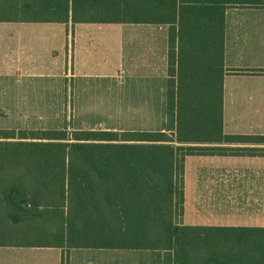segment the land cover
Segmentation results:
<instances>
[{
	"label": "trees",
	"instance_id": "16d2710c",
	"mask_svg": "<svg viewBox=\"0 0 264 264\" xmlns=\"http://www.w3.org/2000/svg\"><path fill=\"white\" fill-rule=\"evenodd\" d=\"M262 1L0 0V22L152 23L169 33L162 131L74 130L68 138L65 130L0 129V246L153 249L164 252L162 264H264V227L181 224L185 156H264V148L220 146L264 144V136L222 130L224 10ZM234 252L255 255H221Z\"/></svg>",
	"mask_w": 264,
	"mask_h": 264
},
{
	"label": "crops",
	"instance_id": "0c3cea01",
	"mask_svg": "<svg viewBox=\"0 0 264 264\" xmlns=\"http://www.w3.org/2000/svg\"><path fill=\"white\" fill-rule=\"evenodd\" d=\"M223 19V133L264 136V0L227 7ZM168 36L165 24L0 22V129L24 128L26 96H62L69 81L72 105L88 91L102 94L100 82L113 96L130 80V89L144 82L156 105L165 107ZM220 146L264 148L254 142ZM181 224L264 227V156H185ZM62 256L65 264L164 260V252L153 249L0 246V264H62Z\"/></svg>",
	"mask_w": 264,
	"mask_h": 264
},
{
	"label": "rangeland",
	"instance_id": "374dc122",
	"mask_svg": "<svg viewBox=\"0 0 264 264\" xmlns=\"http://www.w3.org/2000/svg\"><path fill=\"white\" fill-rule=\"evenodd\" d=\"M133 83L130 80H123V87H121L123 89H120V92L114 90L115 95L111 96L112 94H108L109 91L106 90L108 83L100 82L99 84L104 86L102 94L101 91L98 94L95 91H88V95L76 98L74 105H72L71 92L67 91L71 87L70 81L62 96H48L44 94V91H35L32 95L26 96L24 116L19 121L24 128L14 131L65 130L67 137L70 138L74 130L154 131L163 129L165 107L156 105L155 98L149 96V93L143 89L144 82H141L143 83L141 89L137 90L130 89Z\"/></svg>",
	"mask_w": 264,
	"mask_h": 264
}]
</instances>
